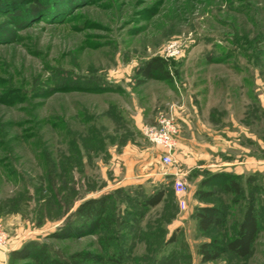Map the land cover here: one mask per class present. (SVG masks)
Segmentation results:
<instances>
[{"label": "rangeland", "instance_id": "374dc122", "mask_svg": "<svg viewBox=\"0 0 264 264\" xmlns=\"http://www.w3.org/2000/svg\"><path fill=\"white\" fill-rule=\"evenodd\" d=\"M153 56L171 79L139 84L135 70ZM170 115L165 164L144 126ZM247 161L253 169L231 170ZM127 171L137 180L120 184ZM216 173L236 175L241 194ZM160 189L158 205L140 206ZM100 195L109 228L57 236ZM249 197L259 217L249 255L201 261L203 241L235 236ZM203 205L221 209V226L199 228ZM0 224L6 254L33 241L57 259L100 257L79 264H264V0H0Z\"/></svg>", "mask_w": 264, "mask_h": 264}, {"label": "trees", "instance_id": "16d2710c", "mask_svg": "<svg viewBox=\"0 0 264 264\" xmlns=\"http://www.w3.org/2000/svg\"><path fill=\"white\" fill-rule=\"evenodd\" d=\"M138 83H143L149 79H171L170 70L166 59L161 56H153L146 60L142 65L136 68ZM220 181L215 182L225 191L241 194L242 188L236 181V175L214 174ZM209 177L202 179L200 185L209 184ZM253 180L252 175H246L244 181L250 186ZM211 191H200L199 195L206 197L211 195ZM165 192L160 189L154 193L146 195L139 204L142 208L154 207L158 205L164 198ZM107 196L100 195L98 197H88L83 199L75 208L76 215L81 218L83 223L77 226H63L57 236L64 237L73 234H79L81 230L93 231L99 227L105 226L109 228L111 219L106 215ZM199 228L208 230L213 226H221L224 222V214L221 209L214 205H203L199 207L195 213ZM259 230L258 211L255 208L253 197H249L244 205V209L240 216L238 228L234 237L226 241L221 246L216 239L203 241L199 245V254L201 261H211L219 258L223 250H228L239 258H245L249 255L252 245L256 239ZM29 259L31 264H79L86 258H100L92 256L89 252H76L69 259H57L47 252L46 248L38 245L33 241H28L19 248L12 249L8 254V264H15L18 261Z\"/></svg>", "mask_w": 264, "mask_h": 264}, {"label": "built area", "instance_id": "2783aa9c", "mask_svg": "<svg viewBox=\"0 0 264 264\" xmlns=\"http://www.w3.org/2000/svg\"><path fill=\"white\" fill-rule=\"evenodd\" d=\"M144 133L150 141L157 144L161 148L160 158L165 164H171L175 160L174 152L176 147V129L174 126V118L170 116H161L155 125L144 126ZM172 187L176 195L179 207L184 208L186 204L187 185L180 177L173 179ZM7 233L0 224V249L7 250L8 239Z\"/></svg>", "mask_w": 264, "mask_h": 264}, {"label": "crops", "instance_id": "0c3cea01", "mask_svg": "<svg viewBox=\"0 0 264 264\" xmlns=\"http://www.w3.org/2000/svg\"><path fill=\"white\" fill-rule=\"evenodd\" d=\"M220 151H222V150L218 149V148L216 149V153H218ZM189 153L192 154V155H188L189 158L187 157V160H188L187 164H188V168L191 169V168H193V166L198 165V164L193 162V160H195L197 154L193 155V153L191 151ZM248 159L251 160L252 158L248 157ZM251 166H252L251 165V161H247L246 165H238L237 167H233L231 170L234 173L239 174L241 172H245V171H249V170L253 169L254 166L253 167H251ZM222 170L223 169H221V171ZM229 170L230 169H228L227 171H229ZM218 172H220V171H218ZM138 175L139 174H137V173L133 175L131 172L127 171V174L123 177V180H122V182H120V184L127 185L129 183H132V182H134V180L135 181L137 180L136 178H137ZM7 256H8V254L0 252V264H8V262H7V258L8 257Z\"/></svg>", "mask_w": 264, "mask_h": 264}]
</instances>
